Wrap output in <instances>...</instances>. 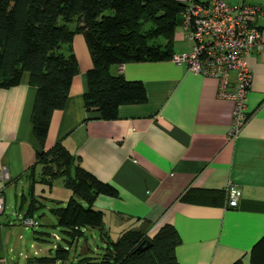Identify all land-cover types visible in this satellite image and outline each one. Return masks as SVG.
<instances>
[{"label":"crops","instance_id":"0c3cea01","mask_svg":"<svg viewBox=\"0 0 264 264\" xmlns=\"http://www.w3.org/2000/svg\"><path fill=\"white\" fill-rule=\"evenodd\" d=\"M224 1L260 8L253 20L259 42L245 57L250 73L244 97L248 116L235 135H228L232 102L217 97L215 78L194 73L172 58L110 65L113 73L139 79L145 100L118 104L116 116L109 119L86 110L82 93L91 61L81 32L71 39L78 70L64 106L50 113L41 143L30 123L35 85L24 73L18 83L0 86V264H32L26 254L23 263L12 254V235L19 238L20 233L4 213L5 192L13 191L17 207L12 213L21 217L27 215L29 203L42 206L35 181L29 190L30 180L40 176L36 153L56 142L116 191L97 193L92 201L102 212V227H82L93 241L97 238L99 250L104 244L100 232L115 238L122 229L134 228L152 235L169 223L179 237L173 248L176 264H264V0ZM182 38L188 40L185 50L175 47ZM173 39L174 53L190 49L192 41L182 28L174 30ZM229 72L231 88L234 72ZM228 183L240 190L233 206L228 205ZM60 196L49 198L63 202ZM81 250L93 251L86 238Z\"/></svg>","mask_w":264,"mask_h":264},{"label":"trees","instance_id":"16d2710c","mask_svg":"<svg viewBox=\"0 0 264 264\" xmlns=\"http://www.w3.org/2000/svg\"><path fill=\"white\" fill-rule=\"evenodd\" d=\"M181 8L177 0H0V86L18 83L24 73L35 85L30 123L41 143L50 113L64 106L71 78L78 70L71 39L81 32L91 61L85 71L84 108L98 118H114L118 104L142 102L146 95L139 79L113 73L110 65L172 58ZM35 163L40 166L39 182L50 185L52 179L61 177L70 190L63 205L57 200L49 207L66 238L82 234V227H102V212L91 204L97 193L114 194V187L82 168L78 158L59 142L38 151ZM34 181L30 180L29 190ZM37 208L29 203L25 216ZM145 237L149 244L136 249L146 243ZM100 239L104 244L98 257L85 256L86 264H176L173 248L179 237L169 223L152 235L125 228L115 238L100 232ZM66 251L57 243L53 255L35 260L62 259Z\"/></svg>","mask_w":264,"mask_h":264},{"label":"built area","instance_id":"2783aa9c","mask_svg":"<svg viewBox=\"0 0 264 264\" xmlns=\"http://www.w3.org/2000/svg\"><path fill=\"white\" fill-rule=\"evenodd\" d=\"M181 5L180 25L192 41L186 52L173 53L172 60L202 75L216 80L217 97L232 102L228 135H235L248 114L244 109V97L250 73L245 57L260 38L259 28L252 23L259 7L246 3H227L224 0H177ZM233 70L231 88L229 71ZM1 176V169H0ZM228 205H235L240 190L232 183L226 187ZM3 195L0 191V211ZM24 226H35L31 216H22ZM57 238L55 233L52 234Z\"/></svg>","mask_w":264,"mask_h":264},{"label":"rangeland","instance_id":"374dc122","mask_svg":"<svg viewBox=\"0 0 264 264\" xmlns=\"http://www.w3.org/2000/svg\"><path fill=\"white\" fill-rule=\"evenodd\" d=\"M68 25L72 26L73 22H69ZM175 29L181 30V26L178 24L176 25ZM187 46L188 40L186 38H182L178 40L175 47H178L181 50H185L187 49ZM52 183L53 188L51 194L57 196L61 195L60 197L63 202L59 200L58 202L63 205L69 196V189H67L62 184L61 177L54 178ZM35 190L40 193L38 194V196L40 197V201L43 203V205L32 212L31 217L34 218L38 223L37 225L30 227H24L23 224L18 223V221L21 220V216L17 215L16 213H12L14 211V207H17V205L15 206L13 204V191L11 189H7V191L5 192L6 208L4 213L9 215V218L13 219V228H17V233H20L19 238L16 237V234H14V236L12 235V247L16 246L15 250L12 251L13 256L16 255V257L14 258L17 259L19 263H23L25 260L23 255L26 254L31 259L32 264H86L85 261H83V258L79 260V256L86 254L87 256H93V258L98 257L100 251L95 247V243L99 242L97 238H95V241H93L94 238L91 232L82 229L84 230L83 233L73 239L66 238L61 233L59 227L56 225L55 216L48 208L52 204V201H50L49 198L51 194L48 193V185L39 181H35ZM8 200L11 202V204H9ZM42 212L43 214H41ZM26 231L30 232L29 236L27 237L25 236ZM53 233H56V235L58 234L57 238H54L52 236ZM58 236L60 239H58ZM85 238L89 246L92 248V252L81 250ZM57 243L67 249L66 256L64 258H57L54 261L46 262H39L35 260V257L53 255L55 244ZM18 244L19 247L17 248ZM18 251H20V254H18Z\"/></svg>","mask_w":264,"mask_h":264},{"label":"water","instance_id":"95a60500","mask_svg":"<svg viewBox=\"0 0 264 264\" xmlns=\"http://www.w3.org/2000/svg\"><path fill=\"white\" fill-rule=\"evenodd\" d=\"M27 235H28V231H26L25 236H27ZM144 240L146 241V243H145V244L139 243V244L136 246V249H141V248H143V247H146V246L149 244V240H148L147 237H145Z\"/></svg>","mask_w":264,"mask_h":264}]
</instances>
